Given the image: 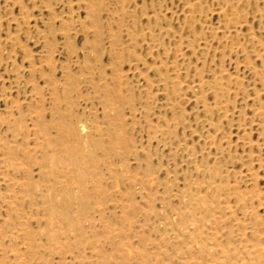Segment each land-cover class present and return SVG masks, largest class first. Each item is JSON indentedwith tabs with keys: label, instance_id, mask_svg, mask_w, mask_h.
I'll return each mask as SVG.
<instances>
[{
	"label": "rangeland",
	"instance_id": "obj_1",
	"mask_svg": "<svg viewBox=\"0 0 264 264\" xmlns=\"http://www.w3.org/2000/svg\"><path fill=\"white\" fill-rule=\"evenodd\" d=\"M0 264H264V0H0Z\"/></svg>",
	"mask_w": 264,
	"mask_h": 264
}]
</instances>
